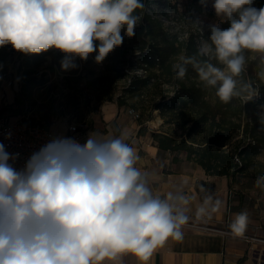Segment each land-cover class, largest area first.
<instances>
[{
  "label": "clouds",
  "instance_id": "9594fccd",
  "mask_svg": "<svg viewBox=\"0 0 264 264\" xmlns=\"http://www.w3.org/2000/svg\"><path fill=\"white\" fill-rule=\"evenodd\" d=\"M144 7L143 0H0V47L25 55L58 50L65 71L94 52L100 64L136 35ZM212 8L210 36L179 56L175 77L183 80L191 68L220 102L252 101L259 91L244 75L252 65L264 82V7L213 0ZM17 156L0 143V264H120L126 255L149 264L169 239H183L188 198L154 194L152 175L136 166L139 156L123 134L91 132L84 144L53 137L19 169ZM256 186L264 189V174ZM248 222L242 211L229 227L242 235Z\"/></svg>",
  "mask_w": 264,
  "mask_h": 264
},
{
  "label": "rangeland",
  "instance_id": "374dc122",
  "mask_svg": "<svg viewBox=\"0 0 264 264\" xmlns=\"http://www.w3.org/2000/svg\"><path fill=\"white\" fill-rule=\"evenodd\" d=\"M150 1L156 13L159 12L162 2ZM212 3L213 0H207L205 6L201 0H170L171 10L169 12L171 13L169 14L176 15L178 18L173 22L165 19L164 23L168 25L170 32L185 37L187 36L184 35L185 32L187 34L194 28L197 29L198 26H208L217 22ZM191 9H194L193 24L191 17L187 19L182 16L191 14ZM158 15L161 18V15ZM136 46L133 38L125 37L123 44L110 53L102 63L95 62L96 53L94 52L87 61L75 58L74 63L77 67L65 71L61 68L64 54L58 50L52 49L49 54L34 58L30 54L25 55L15 51L10 44L5 45L1 47L3 52L0 57V76L4 70H11L12 75L16 73L18 90L14 85L4 86L6 105L0 112H10V116H13L28 110L31 119L39 118L45 122L58 123L60 118L65 117L71 109L79 113L89 111L94 109L95 102L99 98L113 97L114 93H117L118 99L125 100L126 103L123 105L126 108L135 110L137 117L130 115L139 123L141 130L145 129L144 135L150 139H153L152 132L167 133L177 139L186 137L189 124L180 125L178 120L181 119H176L169 110L163 113L161 108H156L157 102L163 96L174 93L176 85L173 82H168L164 78L147 84L138 82L135 84L136 90L126 91L133 75L145 76L153 70L158 72L156 65L149 69L138 64L128 65V62L134 58L133 54L138 52ZM27 70H30V73L24 76ZM110 91L111 95L108 94ZM9 100H12V103H9ZM258 113L264 115L263 102L258 107ZM240 136L239 132L234 139ZM232 144L233 141L228 145L229 149H232ZM180 154L183 162H191L185 158L184 152ZM262 174H264V147L260 148L252 158L247 169L237 174L232 182V197H238L247 202L249 200L251 206L255 202L260 203L264 200V189L256 186V179Z\"/></svg>",
  "mask_w": 264,
  "mask_h": 264
},
{
  "label": "trees",
  "instance_id": "16d2710c",
  "mask_svg": "<svg viewBox=\"0 0 264 264\" xmlns=\"http://www.w3.org/2000/svg\"><path fill=\"white\" fill-rule=\"evenodd\" d=\"M159 1L162 4L157 13L150 0H143L145 7L137 10L136 14L141 17V21L135 29L136 35L132 38L138 48V52L133 54V59L138 62H134L133 59L128 62L129 66L138 64L145 69L156 65L158 72L153 70L145 76L133 75L126 91L136 90L135 84L138 82L147 84L161 78L173 82L176 85L174 93L163 96L157 102L156 108H161L163 113L169 110L176 119H181L178 120L180 125L189 124L186 137L177 139L167 133L152 132V142L160 152L172 154L173 162H182L180 153L184 152L187 160L202 167L207 174L227 176L231 186L237 174L247 169L252 158L264 147V117H261L264 115L258 113L260 103H264V82L257 80L253 66L250 65L244 79L251 78L259 91V97L246 103L240 99H233L230 103L224 104L214 96L213 90L203 88L191 68L183 80L177 79L173 64L178 61L180 55L194 54L199 39L202 36L207 39L210 31L208 26H198L187 34L185 32L184 35H187L185 37L170 32L164 20L173 22L178 17L169 14L170 0ZM254 6L264 7V0H254ZM190 13L182 16L187 19L191 17L193 24L194 9H191ZM222 27L226 28L227 24H223ZM51 50L30 55L39 58L49 54ZM2 52L3 49L0 47V57ZM29 71L27 70L24 76L30 73ZM118 103L123 105L126 102L119 98ZM144 130L140 127L138 134H144ZM239 132L241 136L234 139ZM231 141L232 149H229Z\"/></svg>",
  "mask_w": 264,
  "mask_h": 264
},
{
  "label": "crops",
  "instance_id": "0c3cea01",
  "mask_svg": "<svg viewBox=\"0 0 264 264\" xmlns=\"http://www.w3.org/2000/svg\"><path fill=\"white\" fill-rule=\"evenodd\" d=\"M108 94L111 95V91ZM116 94L95 102L90 116L92 133L103 138L123 134L139 156L136 166L152 175L150 187L153 193L163 197L169 192L180 191L189 201L186 206L189 220L182 227L183 239H169L156 250L149 264H264V242L190 224L204 223L231 230L229 226L235 215L246 211L249 222L245 233L264 237V200L251 206L249 200L232 197V185L227 176L207 174L202 167L192 162H173L172 154L160 152L152 139L138 134L139 123L128 113V108L118 103ZM84 112L71 109L65 117L57 119L58 123L64 118L82 117ZM16 116H22L25 121H34L28 110L12 118ZM46 123L58 126L50 121ZM120 264L139 262L136 257L126 255Z\"/></svg>",
  "mask_w": 264,
  "mask_h": 264
},
{
  "label": "built area",
  "instance_id": "2783aa9c",
  "mask_svg": "<svg viewBox=\"0 0 264 264\" xmlns=\"http://www.w3.org/2000/svg\"><path fill=\"white\" fill-rule=\"evenodd\" d=\"M15 86L18 90V76L11 74V70H4L1 73L0 83V110L6 104V91L4 86ZM91 109L85 111L82 117L64 118L56 123L58 126H51L44 121L34 120L25 121L22 116L12 118L9 112H0V143L5 146L9 154H18L14 166L22 168L32 153L38 151L43 145L48 143L53 137H71L84 144L89 134L92 132L90 116ZM128 113L137 117L133 108H128ZM11 162V161H10ZM227 222L229 220H226ZM194 226L212 229L220 232L233 233L226 228L211 226L204 223H190ZM235 234V233H233ZM242 236L247 240L264 242V237L257 234L243 233Z\"/></svg>",
  "mask_w": 264,
  "mask_h": 264
}]
</instances>
